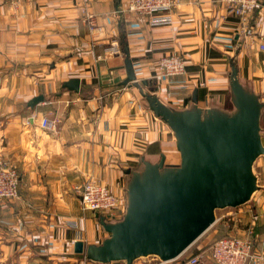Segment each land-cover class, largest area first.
<instances>
[{
    "label": "crops",
    "instance_id": "obj_1",
    "mask_svg": "<svg viewBox=\"0 0 264 264\" xmlns=\"http://www.w3.org/2000/svg\"><path fill=\"white\" fill-rule=\"evenodd\" d=\"M99 29L88 31L80 0H0V156L16 167L19 197L0 201V264H83L87 245L108 237L105 213L82 210L74 190L90 177L127 202L146 161L180 162L177 139L148 102L156 95L175 111L237 113L231 71L260 105L264 146V0L241 19L225 16L215 0H180L169 24L115 11L121 0H88ZM116 44L117 51L107 50ZM179 53L185 72L155 80L159 56ZM132 73L135 80L128 79ZM77 79L78 89L65 83ZM34 115V117H33ZM55 118L44 130L40 118ZM257 188L245 203L224 209L186 249L207 251L216 236L244 237L253 208L247 264H264V153L255 159ZM127 206V204H126ZM69 220L75 221L71 226ZM83 243V252L74 243ZM89 260V259H88ZM96 262L88 264H140ZM176 264V263H174ZM185 264V263H181ZM197 264H211L202 258Z\"/></svg>",
    "mask_w": 264,
    "mask_h": 264
},
{
    "label": "water",
    "instance_id": "obj_2",
    "mask_svg": "<svg viewBox=\"0 0 264 264\" xmlns=\"http://www.w3.org/2000/svg\"><path fill=\"white\" fill-rule=\"evenodd\" d=\"M128 79L135 80L133 74ZM78 80L65 84L78 89ZM230 90L238 111L232 116L208 110L175 111L156 95L144 93L148 106L177 139L180 162L176 166L146 161L129 186L121 219L100 221L108 237L100 245H87L85 258L96 262L130 263L153 254L160 259L179 256L215 222V209L242 205L257 188L252 164L264 153L259 136L257 100L231 71ZM76 253L83 243H74Z\"/></svg>",
    "mask_w": 264,
    "mask_h": 264
},
{
    "label": "built area",
    "instance_id": "obj_3",
    "mask_svg": "<svg viewBox=\"0 0 264 264\" xmlns=\"http://www.w3.org/2000/svg\"><path fill=\"white\" fill-rule=\"evenodd\" d=\"M12 6H16L20 0H8ZM180 0H121L123 6L115 11L121 14L129 13L135 16H145L149 18L152 25L169 24L171 22V11ZM222 7L223 13L218 21L225 16L231 15L241 19L253 13L259 5V0H215ZM88 0H80L79 11L83 21L87 24L88 31L93 32L99 29L95 14L93 15L87 8ZM264 50V45L261 46ZM107 50L117 51L116 44H112ZM156 64L155 80H170L175 76L185 72V59L179 53H169L159 56ZM34 117V115H33ZM55 118L43 115L39 120L40 128L53 130L55 128ZM20 176L16 167L5 156H0V201L16 199L19 197ZM74 190L79 195L82 210H89L97 213H105L109 220L121 219L125 212L126 204L117 194L115 195L103 183L89 178L83 181ZM250 216L247 234L244 237L228 234L215 238L209 244L207 251H203L191 256L186 255V249L179 256L172 259L162 260L156 255H151L149 259L140 264H197L202 258H208L211 264H247L254 258L251 234L253 227L259 219L258 213L253 208L247 209ZM71 226H76V222L69 220ZM260 262L264 261V240L261 244V252L258 254ZM91 260L83 258V264L90 263Z\"/></svg>",
    "mask_w": 264,
    "mask_h": 264
},
{
    "label": "rangeland",
    "instance_id": "obj_4",
    "mask_svg": "<svg viewBox=\"0 0 264 264\" xmlns=\"http://www.w3.org/2000/svg\"><path fill=\"white\" fill-rule=\"evenodd\" d=\"M255 162V161H254ZM254 162H253V164H252V167H251V169H252V172H253V174H254V176H255V178L257 177L256 176V174L258 173V171H259V169L257 168V166H256V163L254 164ZM257 179V178H256ZM228 209H229V207H227ZM227 208H221V209H215L214 210V215L216 216V215H219L220 213H222L223 211H225L224 209H227ZM218 236H216V238H217ZM220 237V236H219ZM215 239V238H214ZM213 239V240H214ZM212 243V242H211ZM210 243V244H211ZM151 255H153V254H149V255H141V256H137V257H135L132 261L134 262V261H138V262H143L144 260H147V259H149V257H151Z\"/></svg>",
    "mask_w": 264,
    "mask_h": 264
}]
</instances>
